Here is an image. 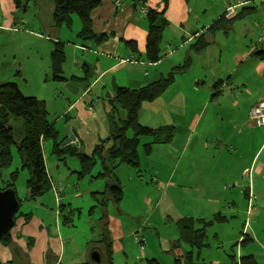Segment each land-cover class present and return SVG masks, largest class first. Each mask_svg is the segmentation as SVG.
<instances>
[{
  "label": "crops",
  "instance_id": "1",
  "mask_svg": "<svg viewBox=\"0 0 264 264\" xmlns=\"http://www.w3.org/2000/svg\"><path fill=\"white\" fill-rule=\"evenodd\" d=\"M25 1L26 6L34 3L39 9L37 21L34 19L33 24L27 22L21 25L20 20L24 18L19 14L22 6L21 0L19 4L17 0H0V21H3L0 26L5 30L9 29L6 31L13 32L18 46L16 54L10 52L12 61L19 63L20 66L23 63L22 68H25L26 77L24 75L21 77L26 78V83L29 78L34 83L36 81L35 86L40 89L38 77L43 75V70L38 64L52 69L51 52L54 50L55 43L64 45L66 62L69 58L77 57L78 51H81L84 63L92 67V76L89 79L91 83L86 88L83 83L72 80V77H84L82 65L77 66L76 73H73L74 71L67 68L66 63L64 64L63 75L70 82L75 83L80 88V92L75 95L67 89L66 94L59 98L60 108L56 110L53 120L50 119L49 114V120L57 134V141L62 142V145L78 147L88 156L93 155L100 141L109 139V99L114 97L116 88L139 89L168 77L170 73H175L173 83L155 100L144 102L139 112V120L144 126L174 127L172 141L166 145L156 146L152 152L153 154L155 150L163 151L172 157V161L166 162L168 165L167 180L158 178L153 182L155 181L157 186L167 184L188 190L213 186L217 202L215 206L209 207L213 204L214 198L206 199V203L204 199L201 209L193 213V216L199 218L196 220L191 216L183 217L166 194L164 197L166 220L173 218L178 224L184 218H191L195 223V228L201 229L199 226L204 225L201 221H212L218 215L224 218L222 223L228 221L227 217L239 218V212L231 210V207L238 205L232 196L238 199L243 196L251 201L252 197L256 196L254 193L257 185L255 176L260 175L264 179V160L259 163L264 153V126H259L255 121L254 124L248 117L251 107L264 101V60L259 59V65L256 64L257 66L252 71L245 70L243 74L238 73L241 64L255 65V57L249 58L255 52L249 50L243 55V61L239 59L240 54L234 58L235 65H233V59L231 60V66H235L233 69L222 68V62H216L215 57L222 37L219 36L217 41L213 38L216 34H210L209 28L214 22L201 23L197 17L194 18L198 8H190V0H169L166 8H164L163 0H148L145 4L140 0H135L139 2L137 11L134 10L133 2L130 0H120L119 6L115 5L116 0H102V4L91 15L94 32L106 34L105 39L100 43H83L78 38L79 33L75 40V36L66 27L57 26L54 20L55 5L53 2L48 0ZM144 6L147 10L154 9L159 14L163 13V18L168 23L160 42L161 58L157 61H152L147 53L149 21L148 17L142 13ZM255 9L252 8L249 11ZM261 9L264 11L263 8ZM197 11L200 12V10ZM205 11L207 12L206 8ZM249 11L242 9L236 14L244 16ZM25 15L28 16L27 13ZM19 27L20 30L16 32L15 29ZM261 28L262 22L260 32ZM205 35L213 40L212 44L201 51L194 50L193 46ZM130 43H134V47L130 46ZM210 56H213L214 61L210 59ZM185 64H188L186 70H177ZM51 71L44 69L46 83L50 82ZM258 80L261 84L259 90L256 88ZM218 82H220L221 94L218 98H213ZM227 93H230V96L227 97ZM226 103L229 104L228 107ZM235 113L237 117L232 118ZM227 128L232 137L231 157H238L241 160L237 166H227L226 163H222L223 150L228 147V144L225 135L221 132ZM256 132L261 134L260 145L256 141L255 135H258ZM148 141L149 139H144L143 143ZM210 143L215 144V149L211 152L208 150ZM186 153H190L187 159L184 157ZM195 153L196 155L192 157ZM44 154L49 174L50 169L47 165L45 151ZM143 155L145 154L141 152L140 157ZM212 155L215 157L211 158ZM67 161L68 159L63 164L67 165ZM140 167L137 168L138 172L142 171ZM253 169L255 170L254 175L252 174ZM121 174V170H118V176L123 182ZM228 183L238 186L236 193L225 188ZM52 189H54L53 186ZM225 192L230 196L220 202L221 197L227 195ZM52 195L55 198L58 197L57 201L61 204L59 195L57 193ZM106 208L107 204L103 209ZM51 227L40 215L31 213L29 218L24 214L19 215L10 232L13 248L0 244L2 264H60L66 253V245L60 233L55 234ZM55 228L58 232V226ZM244 230H247L246 226ZM109 232L110 239L102 237L98 241L107 243L104 255L108 264H114L113 257L118 251L125 250L134 244H141L133 240L129 233L122 234L119 222L113 214L109 216ZM245 232H242L243 236L239 242L245 244L247 239L254 241V236ZM182 244L186 243L180 241L179 229V238L175 247H180ZM186 245L189 247L186 253L192 252L194 262L199 263L195 261L197 249ZM184 255L176 257L175 261L176 259L182 260ZM249 255H252L259 264L254 251L242 255L237 264H240L243 257ZM214 262L216 263L212 264H219L218 260ZM84 264H88L87 259Z\"/></svg>",
  "mask_w": 264,
  "mask_h": 264
},
{
  "label": "rangeland",
  "instance_id": "2",
  "mask_svg": "<svg viewBox=\"0 0 264 264\" xmlns=\"http://www.w3.org/2000/svg\"><path fill=\"white\" fill-rule=\"evenodd\" d=\"M21 2L22 6L19 14L24 16L20 20L21 25L27 22L33 24L34 19L37 21L39 9L34 3L26 6L25 0H21ZM190 8H198L197 10H200V12L195 11L194 18L197 17L201 23L209 21L210 24L224 16L225 3L223 0H190ZM26 13L28 16L25 15ZM263 18L264 11L257 7L246 15L235 18L232 24L216 33L215 40L218 41L219 36L222 37L221 45L217 46L215 56L217 58L216 62H222V68L233 69L235 66H231L230 62L233 59V65H235V56L240 54L239 59L243 61V55L248 53L249 50L254 51L257 49L255 51H259L264 48V43L259 42L260 25ZM2 22L0 21V23ZM66 28L75 36L76 40V35L82 29L79 18L74 16L72 27L66 26ZM6 30L0 26V82H15L25 96H34L45 100L48 104L50 119L53 120L56 110L60 108L61 101L59 98L66 94V84L54 82L52 80V71L49 75L50 82L46 83L44 69L46 71L52 69L41 64H38L43 70V75L38 77L40 89L35 86L37 84L36 81L34 83L27 78L28 82L26 83V78L21 77V75L26 77L25 68H22L23 63L20 66L19 63L13 62L10 53L16 54L18 44L13 32ZM15 30L16 32L19 31L20 27ZM27 45L29 46L28 42ZM257 53H251L253 55L249 57H255V65L251 63L241 64L238 73L243 74L245 70L252 71L257 66L256 64L259 65V59L264 60V54L262 53L258 56ZM210 59L214 61L213 56H210ZM20 61L22 62V60ZM84 61L82 52L78 51L77 57L67 60L66 67L71 68L74 71L73 73H76V67L81 65L83 67ZM256 88L258 90L261 88L259 80L256 83ZM228 96H230V93H227ZM226 106L228 107L229 104L226 103ZM236 117L237 114L235 113L232 118ZM248 117L250 119L249 112ZM250 121L254 123L253 120L250 119ZM11 124L15 125L18 123L13 122ZM221 133L225 135L228 144V147L223 150L222 163H226L227 166H237L241 160L238 157H231L233 149L230 130L228 128L223 129ZM256 133L258 134L257 136L255 135L256 141L260 145L259 143L262 141L261 134L259 132ZM129 136L131 137L132 134L129 133ZM52 147L53 141L48 140L44 151L54 189H51L36 200H27V181L30 173L27 168H23L21 155L15 146L12 149L13 162L11 169L3 172L4 178L0 180V188L5 186V180L10 172L18 170L15 189L21 202L20 212L21 214L32 213L33 215H40L47 221L49 227L52 226V231L55 234L60 233L63 243L66 245V253L60 264H84L85 259H87L88 264H108L104 255L107 243L98 241L102 237L110 239L109 216L112 214L118 220L122 234L127 235L129 233L133 240L138 243L141 242V244L127 246V249L118 251L113 257L114 264H148V260L155 259L158 264H175V258L184 255L189 247L186 244L175 247V243L179 238V227L177 221L173 218L166 220V215H164V209L166 208L164 205L165 195L167 194L170 197L183 217L191 216L196 218V220L198 217L193 216V213L195 210L201 209L204 199L206 203V199L213 197V204L209 207L216 205V193L213 186L194 190L176 188L167 184H159L157 186L156 179L167 180L168 165H166V162H170L173 159L166 152L155 150V153L151 155L140 157L142 159L140 167L142 171L139 170L138 172L137 169L127 165H122L119 168L123 180V182L121 181L124 190L123 200L119 207H116L110 201L107 208L103 209L102 199L96 197L98 195L97 192H103L107 184L106 179L98 177L99 172L103 171L101 159H97V163L90 173L81 176L80 160L76 157H68L67 165H65L52 153ZM214 149L215 144L210 143L208 150L211 152ZM195 155L196 153L192 157ZM215 155H212L211 158L215 157ZM188 156H190V153H186L184 157L187 159ZM147 157L149 159H146ZM263 160L264 153L259 163H262ZM254 173L255 170L253 169L252 174L254 175ZM255 177L257 185L254 193L256 196H253L251 201L243 198V196H241V199L232 196V199L238 205L231 207V210L239 212V218L227 217L228 221L225 223H217L215 220L208 221L212 222V224L207 228V246L195 251L196 262L212 264L216 263L214 262L215 260H218L219 264H237L242 255H245L246 252L254 251L259 264H264V179L260 175ZM153 180L155 181L153 182ZM248 181H250V178H248ZM225 188L236 193L238 186L236 187L234 183H228ZM55 193L59 195L61 204L57 201L58 197H53L52 194ZM225 193L227 195H223L220 202L225 197L230 196L229 193ZM223 214L225 215L224 212ZM226 214L228 215V213ZM56 226H58V232L56 231ZM203 226L200 225L199 228H203ZM245 226L247 230H244ZM244 231L252 234L254 241L247 239V243H240L239 241ZM125 244L128 245L126 242ZM95 251H98L99 254L101 253L100 263L93 260L92 256Z\"/></svg>",
  "mask_w": 264,
  "mask_h": 264
},
{
  "label": "trees",
  "instance_id": "3",
  "mask_svg": "<svg viewBox=\"0 0 264 264\" xmlns=\"http://www.w3.org/2000/svg\"><path fill=\"white\" fill-rule=\"evenodd\" d=\"M48 1L53 2L55 5L54 20L57 26L71 28L74 16H77L82 27L78 38L83 43H100L105 39L106 34H96L94 32L91 16L92 12L102 4V0ZM168 1L164 0V8L167 7ZM17 2L19 4L20 0H17ZM140 2L145 4L148 0H140ZM137 5H139V2ZM245 9L250 10L248 8ZM146 16L149 21L147 53L152 61H157L161 58L160 42L163 31L168 23L163 18V13L159 14L154 9L147 10ZM242 16L243 14H236L232 18L222 16L210 26V34L214 35L218 31L224 30L228 25L232 24L235 18ZM208 36L205 35L200 38L193 46L194 50L201 51L212 44L213 40H210ZM129 45L134 47V43H130ZM257 52L255 53L258 56L262 53L264 54V50L262 49ZM65 63L66 53L64 45L62 43H55L54 50L51 52L52 79L55 82L63 83L69 81L63 75ZM187 66L188 64H185L177 70H186ZM82 68L84 70V77H72V80L83 83L87 88L91 83L89 79L92 76V67L84 63ZM174 75L175 73H170L168 77L161 78L159 81L139 89L117 87L114 97L109 99V139L101 140L91 156H88L78 147L62 145V142L57 141V134L53 130L52 123L49 120L50 112L45 100L34 96H25L19 85L15 82H0V180L4 178L3 172L11 169L13 162L12 149L15 146L21 155L23 168H27L30 173L27 181V200H36L50 191L53 183L47 171L44 148L45 143L48 140H52L54 142L53 154L57 156L58 160L65 162L68 157H76L80 160L81 176L90 173L96 165L97 159H101L103 171L98 177L106 179L107 184L103 192H97L98 195L96 197L102 199V205L104 206L108 205V202L111 201L116 207H119L124 195L123 186L118 176L119 168L122 165H127L134 169L139 168L141 152L145 155H151L156 146L166 145L172 141L174 127L151 128L144 126L139 120V112L144 102L155 100L173 83ZM219 84L220 82L216 85L213 98H218L221 94ZM13 122H17L18 124L12 125L11 123ZM129 133H132L131 137ZM144 139H149V141L143 143ZM17 177L18 170L11 171L9 177L5 180V186L0 189H15ZM17 214H21V212L19 211ZM30 214L24 215L29 218ZM18 216L16 215L15 219ZM214 220L222 223L224 218L218 215ZM201 222L204 224L203 228L196 229L193 219L184 218L181 220L178 223L180 241L197 250L206 247L208 239L207 228L211 226L212 222ZM0 244L13 248L10 233L3 237ZM148 264L158 263L156 260H150ZM175 264L200 263H195L193 253L188 252L182 257V260L176 259ZM240 264L257 263L254 257L249 255L243 257Z\"/></svg>",
  "mask_w": 264,
  "mask_h": 264
},
{
  "label": "water",
  "instance_id": "4",
  "mask_svg": "<svg viewBox=\"0 0 264 264\" xmlns=\"http://www.w3.org/2000/svg\"><path fill=\"white\" fill-rule=\"evenodd\" d=\"M133 2V8L137 11V2ZM135 18V17H134ZM133 18V20H134ZM66 88L73 94L77 95L80 92V88L73 82H66ZM20 200L18 199L16 189L7 188L0 189V243L3 237L10 233L16 224V215L20 211ZM93 260L100 262V254L98 251L93 253ZM0 264H2L0 260Z\"/></svg>",
  "mask_w": 264,
  "mask_h": 264
},
{
  "label": "built area",
  "instance_id": "5",
  "mask_svg": "<svg viewBox=\"0 0 264 264\" xmlns=\"http://www.w3.org/2000/svg\"><path fill=\"white\" fill-rule=\"evenodd\" d=\"M225 3V12L224 16L226 18H232L236 15L237 11L245 8H263L264 9V0H223ZM116 5L121 4L120 0H116ZM142 13L146 15L147 9L144 7ZM259 42L264 43V19L262 21V28L260 32ZM264 50V48H262ZM253 51V50H252ZM255 52V50L253 51ZM250 118L255 121L259 126H264V101L256 103L252 106L249 111Z\"/></svg>",
  "mask_w": 264,
  "mask_h": 264
},
{
  "label": "clouds",
  "instance_id": "6",
  "mask_svg": "<svg viewBox=\"0 0 264 264\" xmlns=\"http://www.w3.org/2000/svg\"><path fill=\"white\" fill-rule=\"evenodd\" d=\"M248 9H252V8H248ZM255 52H257V51H255ZM254 53V52H253Z\"/></svg>",
  "mask_w": 264,
  "mask_h": 264
}]
</instances>
